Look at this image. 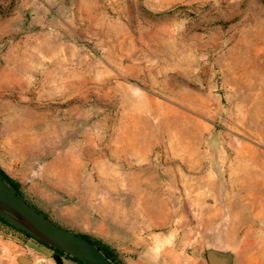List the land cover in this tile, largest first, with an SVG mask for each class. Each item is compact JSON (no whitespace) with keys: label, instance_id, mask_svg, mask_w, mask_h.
<instances>
[{"label":"rangeland","instance_id":"obj_1","mask_svg":"<svg viewBox=\"0 0 264 264\" xmlns=\"http://www.w3.org/2000/svg\"><path fill=\"white\" fill-rule=\"evenodd\" d=\"M0 168L67 230L264 264V0H0Z\"/></svg>","mask_w":264,"mask_h":264},{"label":"water","instance_id":"obj_2","mask_svg":"<svg viewBox=\"0 0 264 264\" xmlns=\"http://www.w3.org/2000/svg\"><path fill=\"white\" fill-rule=\"evenodd\" d=\"M0 217L33 239L60 250L84 264H114L94 244L82 236L56 225L21 199L0 176ZM208 264H235L236 254L231 249L207 247ZM16 264H33L18 255Z\"/></svg>","mask_w":264,"mask_h":264},{"label":"crops","instance_id":"obj_3","mask_svg":"<svg viewBox=\"0 0 264 264\" xmlns=\"http://www.w3.org/2000/svg\"><path fill=\"white\" fill-rule=\"evenodd\" d=\"M86 232H75L100 240L114 249L124 264H208L206 258H193L181 248L176 249L159 234H139V229L120 228L119 219L102 218L93 225L85 226ZM32 254L25 252L35 264H55L51 252L29 240L26 241ZM63 264H75L64 260Z\"/></svg>","mask_w":264,"mask_h":264},{"label":"trees","instance_id":"obj_4","mask_svg":"<svg viewBox=\"0 0 264 264\" xmlns=\"http://www.w3.org/2000/svg\"><path fill=\"white\" fill-rule=\"evenodd\" d=\"M0 176L2 177V179L6 182V184L14 191V193H16L21 199H23L26 203H28L31 207H33L36 211L42 213L41 211H39L37 208H35L32 204H30L21 194L20 191V184L16 181H14L13 179H11L1 168H0ZM44 216H46L47 218H49L46 214L42 213ZM50 219V218H49ZM0 223L8 228H11L12 230L21 233L22 235H24L27 239L34 241V243L40 247H43L45 249H47L48 251L51 252L52 255V259L54 260L55 264H63L64 260H68L71 261L75 264H84L81 261H79L78 259L71 257L70 255L57 250L55 248L49 247L35 239H33L31 236L27 235L26 233L22 232L21 230H19L18 228L12 226L11 224L7 223L5 220H3L0 217ZM55 223V222H54ZM56 224V223H55ZM58 225V224H56ZM59 226V225H58ZM61 227V226H60ZM75 233V232H74ZM80 236H82L83 238H85L86 240H88L89 242H91L92 244H94L96 247H98L101 252L114 264H124L118 257L116 251L114 249H112L110 246L106 245L105 243H103L100 240L91 238L88 235H84V234H80V233H76Z\"/></svg>","mask_w":264,"mask_h":264},{"label":"bare ground","instance_id":"obj_5","mask_svg":"<svg viewBox=\"0 0 264 264\" xmlns=\"http://www.w3.org/2000/svg\"><path fill=\"white\" fill-rule=\"evenodd\" d=\"M202 199H203V197H202Z\"/></svg>","mask_w":264,"mask_h":264}]
</instances>
